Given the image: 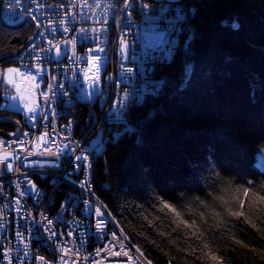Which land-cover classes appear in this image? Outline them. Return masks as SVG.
Here are the masks:
<instances>
[{"label": "built area", "instance_id": "1", "mask_svg": "<svg viewBox=\"0 0 264 264\" xmlns=\"http://www.w3.org/2000/svg\"><path fill=\"white\" fill-rule=\"evenodd\" d=\"M4 12L33 18L39 32L1 96L0 112L23 130L0 136V264H147L96 194L94 165L133 132L131 110L163 88L155 68L173 61L194 9L183 0H5ZM4 78L0 67V87Z\"/></svg>", "mask_w": 264, "mask_h": 264}, {"label": "trees", "instance_id": "2", "mask_svg": "<svg viewBox=\"0 0 264 264\" xmlns=\"http://www.w3.org/2000/svg\"><path fill=\"white\" fill-rule=\"evenodd\" d=\"M183 3L194 13L173 61L155 68L164 86L131 110L133 132L95 161V191L152 264H212L208 252L223 264H264V0ZM35 33L0 16V59ZM14 59L0 67L18 68ZM164 203L196 221L195 237Z\"/></svg>", "mask_w": 264, "mask_h": 264}, {"label": "water", "instance_id": "3", "mask_svg": "<svg viewBox=\"0 0 264 264\" xmlns=\"http://www.w3.org/2000/svg\"><path fill=\"white\" fill-rule=\"evenodd\" d=\"M4 1L5 0H0V16H1V20H2L3 24L10 29H21V28L25 27L28 23H32V24H34V26L36 28V33H35L34 37L30 41H28L26 43V45L21 50H19L17 53L9 55V56L4 57V58H1L0 59V66L4 65L10 61H13V59L15 57H17L24 50L25 47H27L30 43L35 41V39L38 36V32H39V27H38L37 23L31 17H27L24 22H22L18 25H15V26L9 25L7 23V21L5 20L4 14H3ZM130 46H131L130 42H127L124 44L123 51L125 54L123 55V53L121 52V55H123V58L121 59L122 62H127V57L129 54ZM4 122L12 123L16 128V133L14 135L10 136L7 132L0 129V136L18 138L21 135L23 128H22L20 121L17 118L10 116V115L0 117V125ZM102 136L103 135L101 134L98 138L95 139V141H93L92 148H90V150H93V147L97 146L101 142ZM0 258H1V246H0Z\"/></svg>", "mask_w": 264, "mask_h": 264}, {"label": "snow or ice", "instance_id": "4", "mask_svg": "<svg viewBox=\"0 0 264 264\" xmlns=\"http://www.w3.org/2000/svg\"><path fill=\"white\" fill-rule=\"evenodd\" d=\"M190 68V66H189ZM9 72H13V71H18L16 69H9L8 70ZM188 71V69H186V72ZM13 81L10 79L9 80V83H12ZM13 99H15V97H13ZM125 99H128L127 97V94H125ZM29 111H33L32 108H29ZM262 155H264V153H262ZM2 159V158H0ZM77 159H80V157H77ZM84 159H87V157H84ZM9 168H11V165L9 164L8 165ZM33 187H35V185H33ZM244 195L245 197L248 196V189L245 188L244 189ZM258 200L261 202V203H264V195H260L257 197ZM164 208H167L169 209L170 211H172L173 213H175V216L177 217V227H180L181 225H183L185 228H188V229H193L192 231V236H196L197 235V229H198V225L196 224V221L193 220L191 223H189L188 221L184 220L182 217H180V214L178 212H176V210L174 208H172L171 205L167 204V203H164L163 205ZM243 207V203H241V208ZM230 211V214L233 215V216H236V217H239L241 215H243V212H236V211ZM97 212H99V209H97ZM203 219V217H202ZM205 223H207V220H204ZM49 223H51V221H49ZM97 227L100 228L101 227V224H97ZM55 233H53L54 235ZM202 235V234H201ZM137 251H139V249H137ZM67 253H65L66 255ZM116 255H119V253H116ZM125 255H127V253H125ZM143 255V253H141V256ZM206 255L208 256L209 260L212 262V264H223V261L220 259V257H218L217 255L211 253V252H208L206 253ZM43 259V258H41ZM147 264H151L150 261L147 262Z\"/></svg>", "mask_w": 264, "mask_h": 264}, {"label": "bare ground", "instance_id": "5", "mask_svg": "<svg viewBox=\"0 0 264 264\" xmlns=\"http://www.w3.org/2000/svg\"><path fill=\"white\" fill-rule=\"evenodd\" d=\"M3 14H4L5 20L7 21V23L9 25L15 26V25L22 23V20H14L13 21L12 19H10V16H6L5 12H4V8H3ZM88 89H89V82H81V84L78 87V98L79 99H86ZM118 227H119V229H122L119 223H118ZM122 232L126 235V233L123 231V229H122Z\"/></svg>", "mask_w": 264, "mask_h": 264}, {"label": "rangeland", "instance_id": "6", "mask_svg": "<svg viewBox=\"0 0 264 264\" xmlns=\"http://www.w3.org/2000/svg\"><path fill=\"white\" fill-rule=\"evenodd\" d=\"M5 71V78H4V82H3V85L4 86H6V87H8L9 89H11L12 90V88H13V85L11 84V83H9L8 82V80H9V75H8V69H5L4 70ZM10 96V95H9ZM2 104V103H1ZM2 107V106H1ZM264 153V152H263ZM258 166L260 167V168H264V155H260L259 156V162H258ZM96 192V191H95ZM104 217V216H103Z\"/></svg>", "mask_w": 264, "mask_h": 264}, {"label": "flooded vegetation", "instance_id": "7", "mask_svg": "<svg viewBox=\"0 0 264 264\" xmlns=\"http://www.w3.org/2000/svg\"><path fill=\"white\" fill-rule=\"evenodd\" d=\"M2 68V67H1ZM3 70H5V69H3Z\"/></svg>", "mask_w": 264, "mask_h": 264}]
</instances>
